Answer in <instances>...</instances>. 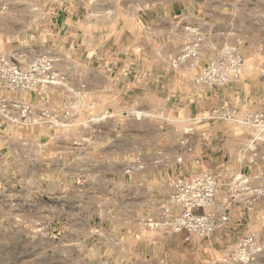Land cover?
<instances>
[{
    "label": "rangeland",
    "instance_id": "1",
    "mask_svg": "<svg viewBox=\"0 0 264 264\" xmlns=\"http://www.w3.org/2000/svg\"><path fill=\"white\" fill-rule=\"evenodd\" d=\"M144 1L150 4L83 0L95 5L94 29L61 31L55 14L40 10L56 8L57 0H0V51L21 66L47 57L62 78L59 85L26 92L0 88L1 96L59 118L56 124L27 125L0 120V264H264V247L247 260L236 252L244 237L264 245V130L231 115L264 122V23L252 32L246 26L256 1H233L241 17L231 29L234 39L220 38L211 13L208 22L214 25L205 28L210 37L179 38L167 75L143 77L129 73L124 58L143 51L136 12ZM231 3L225 0L224 6ZM224 44L236 45L240 74L216 86L196 83ZM186 49L195 56L178 59ZM258 134L261 139L252 143ZM222 146L228 155H220ZM197 173L214 176L218 202L231 203L229 222L174 245L181 232L156 222L165 208L179 210L170 200L173 182ZM237 179L260 193L236 196ZM118 181L143 182L149 197L135 220L139 231L123 244L127 252L120 251V238L109 236L105 211L106 186ZM249 197L254 200L247 203ZM151 242L159 248L157 260H146ZM133 246L143 248L142 254H133Z\"/></svg>",
    "mask_w": 264,
    "mask_h": 264
},
{
    "label": "crops",
    "instance_id": "2",
    "mask_svg": "<svg viewBox=\"0 0 264 264\" xmlns=\"http://www.w3.org/2000/svg\"><path fill=\"white\" fill-rule=\"evenodd\" d=\"M64 1L66 0H57L60 4L56 3V8H53V6H41L40 10L42 13L47 14L53 12L55 14L54 25L61 31L80 27L94 29L96 22L92 18V14L96 13L95 5L91 7L90 5L85 6L80 3L83 0H73L74 3H64ZM105 1L103 0V2ZM224 1L200 0L201 3L198 6L193 5L196 2L194 0H150V4L146 1L142 2V6L136 12V18L142 28V33L137 37V44L141 45L143 51L137 55L124 58L129 59L126 67L129 73L132 74L133 71H136L137 75L143 77L166 76L168 73L166 71L168 70L165 69L170 64V56L174 54L176 46L180 44L178 42L179 38H191L197 35H203L206 38L210 37L209 31L205 28L208 24L214 25V22H208L210 21L209 14L211 13L216 14L215 20L217 22L215 27L221 33L220 38L234 39L236 34L231 29L238 26L241 17L236 15L234 0H231L232 3L226 6H224ZM255 1L256 5L254 7L250 6L247 11L246 26L249 32L256 31L258 24L264 23V5H260V3H264V0ZM30 10V7L27 8V6L24 9L25 12H30ZM104 11L106 12L107 10ZM87 41L90 43L89 35L87 36ZM221 150L220 155H228V151L224 146L221 147ZM149 169L151 173L162 171L161 168ZM145 187L143 182L127 181H118L115 184L106 186L105 199L108 201L109 206L105 208V211L109 215L110 220L109 236L122 240L119 244L120 251L127 252V248L124 249L123 244L127 242L128 238H131V234L139 231L138 223L135 220L142 213L143 204L149 198ZM171 192L172 188L170 187L169 193ZM228 229L230 233L235 235L236 224L231 221ZM191 236L187 237L184 233H180L174 237L173 244L186 245L190 241ZM154 243L151 242V244H146L145 246V250L150 253V257L146 258V260L155 258L157 260L156 254L159 248ZM165 244L166 242L162 243V245ZM132 249V253L137 256L143 252V248L139 250V247L136 246H133ZM161 261L164 262L165 260Z\"/></svg>",
    "mask_w": 264,
    "mask_h": 264
},
{
    "label": "built area",
    "instance_id": "3",
    "mask_svg": "<svg viewBox=\"0 0 264 264\" xmlns=\"http://www.w3.org/2000/svg\"><path fill=\"white\" fill-rule=\"evenodd\" d=\"M198 41V40H197ZM196 47V45H194ZM185 52L187 51L184 50ZM195 56L193 50L182 54L178 59H189ZM243 60L237 52L236 45L224 44L218 54L201 70L195 79L196 83L216 86L236 78L240 74ZM61 77L54 72L53 64L47 57L35 59L27 66H21L16 58L0 51V88H9L15 92H26L38 87L59 85ZM230 113L225 112L223 116ZM234 120L242 125L254 126L264 130L261 117L246 115L236 116L231 112ZM0 120L6 124H46L59 122V118L52 112L41 108L36 110L29 103L9 99L0 95ZM263 132V131H262ZM262 132L260 134H262ZM253 136L252 143L259 138ZM261 139V138H259ZM253 155H257L255 149ZM235 195L240 192L260 193L261 190L251 189L243 180L234 183ZM216 181L211 174L197 173L188 178H178L173 182V192L170 200L178 207V212L172 214L168 208L156 222L162 227H169L174 231L184 233L185 236L197 235L205 237L223 228L229 222L228 209L231 203L225 205L217 200ZM250 199V201L248 200ZM254 197L247 198L250 203ZM155 224V223H154ZM264 245L252 242V236L240 239L236 252L241 260L248 259L263 249Z\"/></svg>",
    "mask_w": 264,
    "mask_h": 264
}]
</instances>
